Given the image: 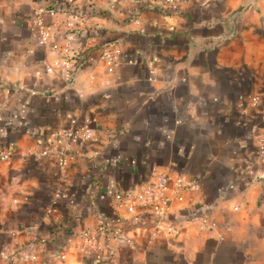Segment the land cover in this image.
<instances>
[{"label":"crops","instance_id":"crops-1","mask_svg":"<svg viewBox=\"0 0 264 264\" xmlns=\"http://www.w3.org/2000/svg\"><path fill=\"white\" fill-rule=\"evenodd\" d=\"M263 134L264 0H0V264H264ZM158 170L200 189L123 217Z\"/></svg>","mask_w":264,"mask_h":264},{"label":"built area","instance_id":"built-area-1","mask_svg":"<svg viewBox=\"0 0 264 264\" xmlns=\"http://www.w3.org/2000/svg\"><path fill=\"white\" fill-rule=\"evenodd\" d=\"M171 9H177L180 0H167ZM43 38L47 39V27L43 25ZM102 57L107 60H117L123 56L124 51L121 46L107 44L102 47ZM52 67H49L51 70ZM155 68L151 69L153 73ZM76 119H72L75 123ZM58 140L63 142V148L58 157L59 165L65 167L68 163L67 150L70 147L71 140L77 138L89 139L92 134L87 125L78 127L71 126L66 130L56 131ZM43 150V153H47ZM11 148L0 150V159H7L12 155ZM260 160L264 162V134L261 138V145L258 148ZM200 189V183L196 178L188 177L182 173H174L170 170H158L147 179L139 181L135 186L122 187L114 193V204L125 218H142L151 213L158 218H164L168 213L174 197L181 196L187 191L197 192ZM17 232L12 231L15 235ZM86 238L90 240V235ZM4 258H11L7 251H1Z\"/></svg>","mask_w":264,"mask_h":264}]
</instances>
